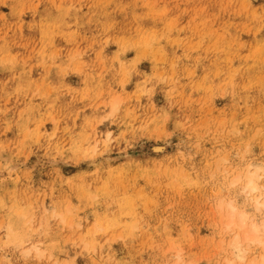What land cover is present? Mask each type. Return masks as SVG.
<instances>
[{
	"label": "rangeland",
	"instance_id": "374dc122",
	"mask_svg": "<svg viewBox=\"0 0 264 264\" xmlns=\"http://www.w3.org/2000/svg\"><path fill=\"white\" fill-rule=\"evenodd\" d=\"M247 147L264 0H0V264H218L210 173Z\"/></svg>",
	"mask_w": 264,
	"mask_h": 264
},
{
	"label": "clouds",
	"instance_id": "9594fccd",
	"mask_svg": "<svg viewBox=\"0 0 264 264\" xmlns=\"http://www.w3.org/2000/svg\"><path fill=\"white\" fill-rule=\"evenodd\" d=\"M210 183L218 264H264V162L254 159L251 147L234 158L222 155ZM170 251L172 264H189L182 247Z\"/></svg>",
	"mask_w": 264,
	"mask_h": 264
},
{
	"label": "bare ground",
	"instance_id": "6f19581e",
	"mask_svg": "<svg viewBox=\"0 0 264 264\" xmlns=\"http://www.w3.org/2000/svg\"><path fill=\"white\" fill-rule=\"evenodd\" d=\"M157 150H160V149H157ZM157 150H156V151H157ZM35 250H36V248H35ZM37 251H38V250H37Z\"/></svg>",
	"mask_w": 264,
	"mask_h": 264
}]
</instances>
